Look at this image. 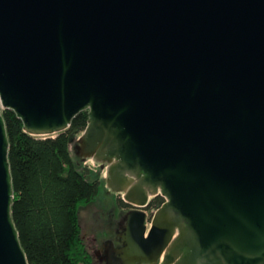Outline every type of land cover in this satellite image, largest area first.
Returning <instances> with one entry per match:
<instances>
[{"label":"water","instance_id":"1","mask_svg":"<svg viewBox=\"0 0 264 264\" xmlns=\"http://www.w3.org/2000/svg\"><path fill=\"white\" fill-rule=\"evenodd\" d=\"M3 110L34 137L88 111L73 157L164 199L125 264H264V0H0V264H28Z\"/></svg>","mask_w":264,"mask_h":264},{"label":"trees","instance_id":"2","mask_svg":"<svg viewBox=\"0 0 264 264\" xmlns=\"http://www.w3.org/2000/svg\"><path fill=\"white\" fill-rule=\"evenodd\" d=\"M2 117L12 179L11 218L28 264H93L82 237L78 213L99 195L101 182L78 166L70 145L86 129L88 111L67 130L50 137L30 136L11 110ZM164 203L152 198L150 210Z\"/></svg>","mask_w":264,"mask_h":264},{"label":"rangeland","instance_id":"3","mask_svg":"<svg viewBox=\"0 0 264 264\" xmlns=\"http://www.w3.org/2000/svg\"><path fill=\"white\" fill-rule=\"evenodd\" d=\"M70 151H72L71 148ZM71 154L73 156V153ZM75 161L78 166L81 165L82 167H86L89 171L95 173L101 182V190L97 198L91 204L81 207L78 213L82 237L87 250L91 255L92 263L98 264L96 256H93L92 251L98 249V244L102 239L107 238V232H110L111 230L110 215L111 209L114 205V199L116 197L122 199V195L113 193L106 187L105 180L108 177L106 167L102 168L101 164L97 162L95 163V160L92 161L91 158L80 161V158L77 155L75 156ZM107 192L111 193L110 197L106 195ZM151 199L152 198H150V200ZM147 224L149 226V222ZM159 264H162V260L159 261Z\"/></svg>","mask_w":264,"mask_h":264},{"label":"flooded vegetation","instance_id":"4","mask_svg":"<svg viewBox=\"0 0 264 264\" xmlns=\"http://www.w3.org/2000/svg\"><path fill=\"white\" fill-rule=\"evenodd\" d=\"M108 197L111 193H106ZM120 195V194H119ZM118 198V199H117ZM138 212L144 213L149 219L155 212L148 208H137L125 203L120 197L114 199V205L111 209V230L107 232V238L102 239L95 252L98 264H125L123 262L124 251L127 248V237L129 233V218L138 215ZM147 225V224H146ZM94 264V263H93ZM130 264H159V261L153 263H130Z\"/></svg>","mask_w":264,"mask_h":264},{"label":"built area","instance_id":"5","mask_svg":"<svg viewBox=\"0 0 264 264\" xmlns=\"http://www.w3.org/2000/svg\"><path fill=\"white\" fill-rule=\"evenodd\" d=\"M147 227H148V224H147Z\"/></svg>","mask_w":264,"mask_h":264}]
</instances>
